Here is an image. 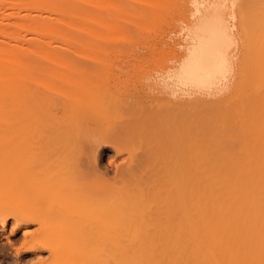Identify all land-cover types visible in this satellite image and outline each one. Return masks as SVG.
I'll use <instances>...</instances> for the list:
<instances>
[{"label": "rangeland", "instance_id": "obj_1", "mask_svg": "<svg viewBox=\"0 0 264 264\" xmlns=\"http://www.w3.org/2000/svg\"><path fill=\"white\" fill-rule=\"evenodd\" d=\"M220 1L0 0V101L4 110L10 81L14 105V120L0 117V159L12 161L14 183L0 217V264H116L108 260L110 196L120 202L121 182L142 176L168 183L156 175L159 158L185 166L188 136L173 127L170 108L182 110L189 90L173 76L207 16L221 19L229 63L215 98L189 102L223 111L220 156L204 151L215 180L245 167L248 117L263 100L264 42L241 29L239 0Z\"/></svg>", "mask_w": 264, "mask_h": 264}, {"label": "bare ground", "instance_id": "obj_2", "mask_svg": "<svg viewBox=\"0 0 264 264\" xmlns=\"http://www.w3.org/2000/svg\"><path fill=\"white\" fill-rule=\"evenodd\" d=\"M222 1L219 4L223 5L226 0ZM235 2L237 5V0ZM239 2L238 14L241 15V23L243 21L241 29H244L247 37L251 36L249 41L254 37L253 41L259 38L256 42L263 43L264 0ZM210 4L211 2L207 5L212 7ZM210 7L207 8L211 10ZM217 7L216 10L221 5L217 4ZM206 18L189 34L188 54L186 53L182 67L173 76L177 85L189 90L184 99L188 102L200 95L209 99L214 97L212 89L224 83L228 62V57H225L227 35L222 32L221 19L209 16ZM247 37L242 40L245 42L246 39L247 42ZM249 47L250 52L259 51L256 47ZM253 53L255 52H251ZM257 69L260 70L259 67ZM260 73L264 81V65ZM3 81L0 82V87ZM11 83H6L9 101L4 110L2 103L5 102L0 101V117L9 120L14 116V105L10 101ZM254 87L251 85L250 91ZM263 94L264 91L260 106L248 117L251 129H254L250 134H245L247 137L243 141L242 148L248 153L245 167L224 182L215 180L217 169L206 165L204 152L209 150L214 160L220 156L223 111L219 104L211 103L208 106L207 103L183 102L186 104L182 110L175 106L170 108V111L176 112V117L172 120L173 127L177 132L184 131L185 136H188L187 145H183L181 150L185 166L172 163L171 158L169 162L158 157L156 175L167 174L170 179L168 183L165 184L161 179L151 182L143 176L134 183L121 182V201L116 202L112 196L108 199L106 219L110 239L109 261L113 259L116 264H264V127L259 124L264 118ZM22 113L25 114V111H20L19 114ZM228 119L229 116L227 121ZM144 123L143 120H137L133 124ZM22 131L27 133L26 126ZM251 136L253 141L248 139ZM195 143L197 145L194 148ZM12 164L11 160L0 159V217H3L4 208L11 206L13 201V197L9 196L12 193L9 192L10 187L14 188V183L10 180L13 176L10 169ZM112 187L117 190L115 186ZM173 195L175 206L168 203ZM28 218L35 222V218ZM115 237L118 242L112 239ZM35 248L33 250L37 251Z\"/></svg>", "mask_w": 264, "mask_h": 264}]
</instances>
